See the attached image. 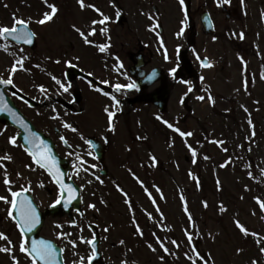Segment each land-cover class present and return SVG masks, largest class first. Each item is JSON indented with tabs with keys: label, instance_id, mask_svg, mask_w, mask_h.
<instances>
[{
	"label": "flooded vegetation",
	"instance_id": "flooded-vegetation-1",
	"mask_svg": "<svg viewBox=\"0 0 264 264\" xmlns=\"http://www.w3.org/2000/svg\"><path fill=\"white\" fill-rule=\"evenodd\" d=\"M73 1L80 9L78 28L92 42L84 43L78 31L71 36L78 52L70 55L75 47L69 41L63 76L71 66L81 74L65 84L68 90H39L40 96L24 92L37 102L30 106L19 94L16 81L0 89L5 101L7 97L45 138L39 139L43 147L39 141L33 146L41 161L37 164L20 140L24 134L30 141L26 137L31 132L15 128L8 122L13 116L0 112V157H11L0 160V196L11 200L9 189L20 193L15 208L0 200V227L7 228L4 234L12 241L8 244L0 239V247L12 249L0 252V264H32L20 244L30 248L33 241L52 245L55 264H81V258L89 264L94 248L100 254L95 264H150L149 250H137L135 245L145 244L143 237H165L161 224L167 225V188L157 184L156 175L166 173L165 180L173 183L178 217L182 216L179 182L160 169L164 151L171 146L167 136L177 134L170 132L173 128L180 131L185 126L187 131L190 122L197 129V110L203 101L210 114L206 119L218 116L221 122L217 125L225 119L235 120L228 108L231 102L239 103L235 98L240 95L229 96L227 91L235 83L245 87L248 79L251 96L261 77L250 72L252 65L250 70L246 66L254 45L260 42V32L264 34V0H229L226 4L223 0H184L183 4L181 0H83L84 7L79 0ZM64 8L67 14L73 13L67 5ZM105 16L108 19L99 23ZM247 39H255V44H248ZM98 45H106V50L101 52ZM129 83L135 87L116 88ZM106 108L114 113L111 121ZM10 137H15V144ZM42 164L52 166L55 178ZM6 174L9 184L4 182ZM57 180L71 186L74 194L67 187L62 190ZM136 198L146 201L147 212L137 211ZM21 201L27 203L22 207ZM28 203L42 222L36 237H22L17 228ZM119 209L123 222L117 218ZM90 224L94 232L83 233ZM120 224L125 232L112 233ZM137 226L143 235L137 233ZM175 234L171 236L174 241ZM157 240H153L156 247L164 251ZM145 252V261L134 255Z\"/></svg>",
	"mask_w": 264,
	"mask_h": 264
},
{
	"label": "rangeland",
	"instance_id": "rangeland-1",
	"mask_svg": "<svg viewBox=\"0 0 264 264\" xmlns=\"http://www.w3.org/2000/svg\"><path fill=\"white\" fill-rule=\"evenodd\" d=\"M75 2L47 0L46 4L45 0H0V26L11 27L14 18H19L26 21L36 35V48L33 51H22L16 47H8L5 51L0 48V76L13 78L21 90L29 95L40 96L38 87L62 89V83L58 84L57 80L65 66L64 54L68 52L69 41L75 47L70 55L76 56L78 52V44L74 38L71 40L73 34L76 36L81 18L80 9L75 6ZM55 3L58 5L57 12L52 19L44 24L38 23L43 19L44 13H50L48 5ZM66 5L73 13L67 14L64 8ZM259 37L260 42L256 44L255 39H247L248 44L255 45L254 51L250 53L252 58H247L246 70H250L252 65L254 70L250 72L261 74L251 90L252 95L248 93V79L245 80V87L240 89L235 83L227 91L229 96L240 95L235 98L239 103L231 102L228 108L230 114L235 115L236 124L225 119L222 124L217 125L221 122L218 116L206 119L210 114L203 101L199 103L197 110V129L190 122L187 131L185 126H181L179 133L175 129V136H167L169 140L166 143L171 146L169 151H164L166 155L160 169L168 171L169 176L179 182L182 212H185V216L182 214L178 217L179 206L172 189L173 183L170 179L165 180L166 173L156 175L157 184L167 188L164 189L167 191L164 208L167 225L161 224L165 237H161V240L143 237L145 244L135 245L137 250H149L148 258L152 261L150 264H193L194 261L195 264H253L254 261L264 264V251H261L264 249V206L261 203L264 202V34L260 32ZM82 41L87 44L92 42L88 39L86 42L85 38ZM4 43V40H0V45ZM247 51L251 52L249 49ZM21 60L22 63H17ZM29 60L39 62H34L37 73ZM231 71L237 76V72ZM47 75L50 79L54 75L55 85L48 84L50 80ZM174 110L182 113L178 109ZM176 113L170 112V115L176 116ZM181 132L193 134L182 136ZM174 143H177L176 147L173 146ZM184 156L189 157L188 161H183ZM135 200L139 205L137 211H148L146 201L138 198ZM171 211H175V217L168 215ZM117 212V218L123 222L124 214L120 209ZM237 220L246 227L248 235L237 227ZM156 221L160 223L159 219ZM186 224L191 225L192 231ZM121 225L117 231L111 232L124 233L125 227ZM179 227L182 237H179ZM6 229L0 227V232L5 233ZM167 231L169 234H166ZM83 233L89 234V231L83 229ZM174 233H177L176 244L172 243L174 240L171 236ZM188 235L192 236L191 242ZM153 240L162 243L163 248L166 247L168 251L165 253L159 250ZM149 244L152 245L151 248ZM152 248L157 250L156 253H153L154 250L152 252ZM196 252L204 259H199ZM140 254L134 255L140 261H145L146 258L142 255L146 252Z\"/></svg>",
	"mask_w": 264,
	"mask_h": 264
},
{
	"label": "snow or ice",
	"instance_id": "snow-or-ice-1",
	"mask_svg": "<svg viewBox=\"0 0 264 264\" xmlns=\"http://www.w3.org/2000/svg\"><path fill=\"white\" fill-rule=\"evenodd\" d=\"M79 2L81 3V7H84V3L83 0H79ZM184 0H181V4H183ZM229 0H223V3H228ZM45 3L47 4V0H45ZM48 7L51 9V12L48 13H44L43 15V19L39 20L38 23L40 24H44L46 21L51 20L52 16L57 12V8L54 4H49ZM119 15V13H117ZM101 15H103V13H101ZM108 19V17H104V20L99 21V23H104L106 20ZM27 28V22L19 19V18H14L13 20V26L8 27V26H0V40H4L7 41L9 38H11L12 40L15 41H24L27 44H31L32 43V36L34 35L33 33L27 32V31H23V29ZM76 31L80 32L81 36L85 37L86 42L87 41V37L85 36V34L79 29L77 28ZM93 31H95L93 29ZM243 34L241 33V36ZM9 45L7 43H4L2 45H0V48H2L3 50L7 51L8 50ZM99 50L101 52H104L106 50V45H98ZM17 63H22L21 61H17ZM57 63H59V61H57ZM206 67H210L211 65L209 63H205ZM15 69H13L14 71ZM55 79V77H53ZM148 80H152L154 78V74L150 75L147 77ZM57 83L59 84L60 81L57 80ZM0 84H4V85H13V81L11 78L9 79H2L0 78ZM63 87V85H61ZM122 87H127L129 89L134 88L135 84L134 83H129L126 86L125 85H116L117 90H120ZM42 92L45 91V89H43L41 87L40 89ZM65 91H67V88H64ZM113 101L116 102L117 104L119 103L118 101H116V98L113 96L112 97ZM198 99L200 100H204L205 97L204 96H200L198 97ZM209 99H211V97H209ZM7 111L9 113H11L13 116H15L16 114L14 112H12L11 108L8 107L7 102L4 99V94L2 92H0V112H4ZM105 111L108 114L109 120L111 121L112 117L114 116V113L109 111L107 108L105 109ZM55 118V117H54ZM165 123H167V121H165ZM249 124H251V120H249ZM26 130H28L29 132L31 131L30 129H28V125L27 124H23L22 125ZM65 127L71 128V125L65 124ZM169 127H172L171 124H168ZM73 131H76V129H72ZM114 130V129H113ZM177 131H179V129H176ZM182 136L184 135H188L191 136L192 133L189 132L187 134L181 132L180 133ZM10 143L15 144L16 143V139L15 137H10ZM26 139H30L31 143L33 144V146L36 145L37 141H39V137L36 136L35 133H31V137H26ZM61 139H63V137H61ZM65 143H67V141H65ZM219 143H223V142H219ZM40 146H44V142L43 141H39ZM39 149H37L38 151ZM225 151H227V149H224ZM31 155L33 156V159L36 161L37 164H41L40 159L37 157L36 151L31 152ZM196 153L195 151H193V156H195ZM208 157H205V159H207ZM4 159H8L11 160L10 156H4V157H0V160H4ZM153 161H155V157L153 156L151 158ZM55 161L53 158V165H54ZM43 167H47L49 172L52 173V166H49L48 164H42ZM222 166H226V165H222ZM58 171V170H57ZM53 177L55 178V173H52ZM97 179H99V177H97ZM5 184H9L10 181L7 178V174H6V178H5ZM57 183L60 184L61 189L63 190L64 188L67 187L69 192H72L74 194V190L71 189V186H65L62 181L57 180ZM219 183V182H218ZM9 191L11 192V197L12 199L9 200L7 197L5 196H0V200L5 201L6 203H10L14 208L17 206V197L20 196V193L18 192H14L11 191V189H9ZM61 195H63V191L61 192ZM21 206L23 207V205L25 203H27L26 201H21ZM56 203H60L59 200L56 201ZM262 206H264V202H261ZM131 207V204L129 205ZM205 206H207V204L205 203ZM91 207H95V205H91ZM222 210H224L222 208ZM185 211H187V208L185 207ZM9 215L11 216V212H9ZM13 219H15V217H13ZM189 219L191 220V215L189 214ZM39 222V217L36 213V210L34 207H32V205L30 203L27 204V208L24 209V211L22 212V218L20 219V221L18 222V226L20 228L21 233H23L25 231V229H27L28 231H31L33 227H35V225ZM237 227L241 230V232H243L245 235H248V230L246 229V227L244 225H242L240 223L239 220H237L236 222ZM137 233L140 235H143L142 230L140 229L139 226H137ZM0 239L7 241L8 244H12V241L3 233L0 232ZM188 240L191 242L192 240V236L188 235ZM75 242H73L74 244ZM88 243H93L92 241H88ZM123 243V242H122ZM173 244H176V241L172 242ZM163 247V245H161ZM93 247H94V243H93ZM149 247L151 248L152 245L149 244ZM20 250L22 252H25L27 256H29L31 258L32 264H37V262H42V264H55V251L52 247L51 244L46 243L45 241H40V242H36L33 241L31 244L30 248H26L24 242H21L20 244ZM12 249L9 247H0V252H11ZM164 251L167 252L168 249L165 247ZM195 251V249H194ZM261 251H264V249H261ZM196 256L199 259H204L201 254L199 252H196ZM13 260L15 262L16 258L13 257ZM81 264H83V258H81ZM193 264H195V261L193 262ZM207 264V262H206ZM253 264H257V262H253Z\"/></svg>",
	"mask_w": 264,
	"mask_h": 264
},
{
	"label": "water",
	"instance_id": "water-1",
	"mask_svg": "<svg viewBox=\"0 0 264 264\" xmlns=\"http://www.w3.org/2000/svg\"><path fill=\"white\" fill-rule=\"evenodd\" d=\"M23 31L30 32L28 28L23 29ZM30 33H31V32H30ZM9 39L12 40L11 38H9ZM12 41H14V42H16V43H18V44H21V43H22V44H24V45H26V46H29V47H32V48L34 47V45H33V42H34L33 36H32V43H31V44H27V43H25L24 41H15V40H12ZM73 78H74V75L70 74V80H72ZM38 230H39V229H36V231L32 234V237H33V236H36ZM23 234H24L26 237H30V235H31L30 231H28L27 229H25V231L23 232ZM34 234H35V235H34Z\"/></svg>",
	"mask_w": 264,
	"mask_h": 264
}]
</instances>
